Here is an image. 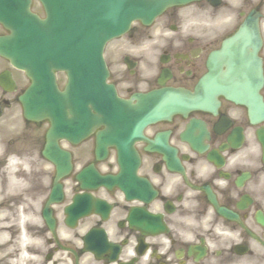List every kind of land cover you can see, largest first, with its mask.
I'll return each mask as SVG.
<instances>
[{
  "label": "flooded vegetation",
  "instance_id": "1",
  "mask_svg": "<svg viewBox=\"0 0 264 264\" xmlns=\"http://www.w3.org/2000/svg\"><path fill=\"white\" fill-rule=\"evenodd\" d=\"M245 24L256 26L261 41L258 100L245 94L255 89L246 77L232 84L243 92L231 100L217 95L207 111L191 109L147 124L134 146L148 193L136 189L127 199L116 187L87 189L110 205L107 212L79 219L65 212L81 191L80 168L92 162L102 173H114L111 164L94 161L93 134L80 147L65 146L73 171L57 182L59 196L51 194L50 164L49 179L28 185L22 196H8L1 184L0 264H264V0H198L170 8L150 29L137 23L109 43L105 56L109 82L123 99L166 87L192 91L207 73L210 54ZM0 81V141L24 156H41L46 121L21 117L19 124L12 113L3 119L4 111L19 106L29 80L0 60ZM191 120L202 123L203 152L185 140L198 133ZM134 207L144 212H131ZM88 232L103 238L101 252L86 249Z\"/></svg>",
  "mask_w": 264,
  "mask_h": 264
},
{
  "label": "water",
  "instance_id": "2",
  "mask_svg": "<svg viewBox=\"0 0 264 264\" xmlns=\"http://www.w3.org/2000/svg\"><path fill=\"white\" fill-rule=\"evenodd\" d=\"M40 1L47 13L45 21L29 13V0H0V22L10 31L8 36L0 40V55L7 57L17 68L31 69L34 89L39 88L38 78L47 72L49 77L51 69L65 71L68 77L65 96L71 107H77L78 120L82 121L87 105L81 97H84L87 84L90 82L95 92L103 90L102 77L105 78L106 72L101 52L104 43L124 33L131 21L139 19L147 24L167 6L180 0ZM231 51L230 42L220 54L228 70L234 60L242 67H248L249 62L255 60L254 56L234 59ZM42 52L45 57H41ZM104 87L109 93L111 105L108 108L102 100L98 104L106 112L109 111L112 117L107 121L104 111L94 108L97 114L94 115V121L117 126L127 116L122 114L123 106L114 98L112 88L107 85ZM46 92L49 94L47 87ZM30 108L25 107L26 114L35 115V110ZM107 139V133L98 136V150L104 151ZM125 144L118 147L129 148ZM117 160L123 174L134 173L137 160L132 153L118 154ZM119 178L113 180L118 182Z\"/></svg>",
  "mask_w": 264,
  "mask_h": 264
}]
</instances>
